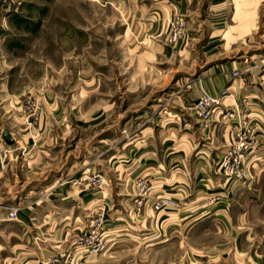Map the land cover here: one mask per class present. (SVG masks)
<instances>
[{
    "label": "rangeland",
    "instance_id": "1",
    "mask_svg": "<svg viewBox=\"0 0 264 264\" xmlns=\"http://www.w3.org/2000/svg\"><path fill=\"white\" fill-rule=\"evenodd\" d=\"M9 2L14 43L4 49L14 56L1 67L13 66V81L23 89V134L41 120L40 95L60 146L44 147L42 157L36 150L25 160L12 153L19 169L24 161L29 171L18 177L34 180L36 189H22L23 198L15 199L27 201L22 205L0 198V264H264V171L252 166L261 163L253 130L264 119V0ZM222 80L227 84L219 90ZM203 92L221 100L209 122L193 110ZM246 98L258 99L261 107ZM52 99L58 107L49 106ZM228 99L234 109L225 105ZM232 112L233 118H224ZM217 117L236 122L228 151L244 134L249 149L245 164L232 174L220 170L225 186L218 189H224L227 204L218 227L183 234L180 220L170 214L180 204L169 215L151 212L154 226L149 220L145 227L138 224V216L146 219L150 193L155 195L149 191L144 197L150 202L135 212L138 180L152 187L157 182L132 173L137 152L148 142L161 152V130L179 132L177 121L196 123L193 132L212 131ZM52 197L59 199L54 205ZM204 197L209 199L201 210L216 212L212 194L200 196L196 206ZM23 205L26 215L33 211L25 229L4 221L9 210V220L18 222ZM12 209L18 211L13 219Z\"/></svg>",
    "mask_w": 264,
    "mask_h": 264
},
{
    "label": "crops",
    "instance_id": "2",
    "mask_svg": "<svg viewBox=\"0 0 264 264\" xmlns=\"http://www.w3.org/2000/svg\"><path fill=\"white\" fill-rule=\"evenodd\" d=\"M9 1L10 0H8L9 4L6 3L0 10V198L11 199L12 201L17 202L16 204L21 203L22 205L27 201H15L16 198H23V196L21 195L23 192L22 189L31 184V188L30 190H28V193H33V190L31 189L36 188L32 185L34 180H32L31 182H25L18 177L19 172H27V169H24L26 166L24 161L20 163L19 169V165L12 161V153L19 152L18 155L21 157V159L25 160L27 159V154H31L32 152H35L37 150V154L41 155L42 157L45 148L47 149V151H49V149H51L52 147L54 150V147L56 148L60 146V135L58 131L54 132V119H52L51 122H47V118L44 117V97L40 95H36V100L39 99L41 101V120L38 125L33 126L31 130L26 129L28 133L23 134L25 128H22V125L27 123V117L22 110L21 99L23 96V89L21 85L17 86L13 81L12 76L15 75V72H13V66L8 65V68L1 67V63L3 61H10L11 56H14V54L10 50H6V45L14 43L13 39H11L12 36L10 34V28L12 25L9 22V18L12 17V6ZM5 46L6 49H4ZM22 72H24V68L20 69V76L22 75ZM226 84V80L220 81L219 90L225 88ZM236 84H238V82H235L234 85L230 87V89L235 90L234 86ZM238 88V91H241V93H245L247 90L245 89V87L242 89V87L238 86ZM41 91L42 94L43 90ZM247 93L250 95H254L256 91L254 92L252 90H248ZM47 98L45 99V101L49 100ZM254 99L252 100L253 104L255 106L257 104V106L261 107V104L259 103L260 101L258 99ZM50 102L51 105L49 106H51L52 108H54V105L58 107V101L52 99L50 100ZM234 104L235 103L230 102L229 99L225 101V105L228 109H234ZM52 111H54V109H52ZM214 120L215 121L211 125L212 127L210 126V128H212V131L207 130L210 133H208L206 129L203 130L199 127L198 129H195L196 132H193L192 126L190 125L196 124L194 122L185 125L184 123H181V121H177V123L179 124L178 128H180L179 132H177L176 128L173 127L162 129L161 133L166 135L163 138L162 151L158 152L157 154V151L154 149L153 143L148 142L146 150L137 152V154H139V161H135L132 165V173L134 171L139 172V174H141V178H148L150 180L154 179L153 182H157L155 183V185L158 183L161 184L156 185V187H160L159 191L156 190L155 185L153 184L155 194L160 195L158 194L160 192L161 194H165L162 196H171L177 201L178 204H180L178 213L171 212L170 214H174V216H176L177 219L180 220V231H182L183 234L186 235H193V233L196 235L200 234V232H203L202 230L209 227V225H211L212 228L216 225L218 227L219 222L225 216V212H222L220 209L225 208L227 204V195H225L224 189H218L222 186H225L224 184H222V181L225 179L224 177L220 176L219 164L228 151V147L230 146L232 140L231 138L234 139L235 137V135H233V127L235 126L236 122L234 123V121H228L226 124L221 123L218 117ZM263 120L264 119H261L260 121L258 120V123L256 125L257 127L255 128V130H253L254 137L256 138V140H258L257 146L259 145V147L257 148V155H259L261 163H252L253 168H255V166H259V170L262 171H264ZM169 124H172V122L170 121ZM6 128L9 129V132L15 141V144L12 146L7 145L2 138L4 129ZM150 135L149 137H151ZM192 155L194 156L193 160L191 159ZM8 157H10V159H8ZM217 157L218 161H216ZM144 158H146V160L141 163V160H143ZM30 166L31 165L28 164V170H30ZM14 169H18L16 170L17 172H14ZM51 171H53V169H51ZM27 173H29V171ZM145 174L147 175L143 177V175ZM206 186V193H197L198 189H202ZM192 189L195 197H193L194 195L190 196V194H192ZM5 193H7V196H4ZM201 194H206L208 196L212 194V198L214 197L215 200V207L217 209L216 212L212 211L213 213L210 214L206 210H201V206L205 207L204 201L209 199H206L205 197L202 198L204 200H201L204 202V204L202 203V205L198 206L200 207V209H197L198 207L196 205L200 203L197 200L198 198H200V196H202ZM25 197H27V194H25ZM52 198L53 201L51 203L52 205H54V201H58L59 199L55 197ZM16 204H6V207L9 208ZM25 208L26 207L23 205V208L17 215L19 218L18 222L9 220V210L6 211L4 209V214L6 215V217H4V221L14 222L12 223L13 225L17 227H23L25 229L27 226V223L25 222L28 219L27 216L30 217V214L33 213V211L28 212L26 215ZM151 212L153 211L147 207L144 213V217L146 216V219H142L141 221H139L141 216H138V224L140 222H143L144 224L142 226L145 227L147 220H149L148 223L150 222L151 226H154L155 221H150V218L152 217ZM160 214L164 215L163 213ZM165 215L169 214L165 212ZM248 215V213H245L243 215L245 224L246 222H248L247 226L249 225ZM188 226H190V228ZM148 231H151L149 226ZM180 231L179 234L181 235L182 232ZM145 239L147 240V242H151L153 238L147 237Z\"/></svg>",
    "mask_w": 264,
    "mask_h": 264
},
{
    "label": "built area",
    "instance_id": "3",
    "mask_svg": "<svg viewBox=\"0 0 264 264\" xmlns=\"http://www.w3.org/2000/svg\"><path fill=\"white\" fill-rule=\"evenodd\" d=\"M5 0H0V10H1V6H2V2ZM236 75V73L234 74ZM221 102V100L218 98H213L211 97L207 92H203V94L200 96L198 102L196 103V105L194 106V112L197 115V117H199L200 119H202V121H210L217 108L214 107L215 104H219ZM244 102H252V100H249L246 98L244 100ZM236 113L232 112V113H227V115L224 116L225 119L229 118H233L234 115ZM246 135L244 134L243 137H240V141L237 142V144L232 147V149H230L228 151V153L224 156L223 160L220 162V167L219 169L222 172H227L228 174H232L237 168H239V166L243 163L245 164L247 156H245L244 152H248V144H246ZM138 184H137V197H136V204H137V213H140V211L142 210L141 207L143 205H145V207L147 206V204L150 202V200H145V197L147 195V193L151 190L154 191V187L149 186L145 180L141 179L138 180ZM151 197V203L149 206V208L152 209V211H154L155 213H162V212H167L170 210H173L176 208L177 206V201L175 199H172L169 196H162V195H152V193H150L149 195ZM149 199V198H148ZM13 212H11L10 214V218L13 219V217H15L17 215V210L12 209ZM99 249H97L96 251H98Z\"/></svg>",
    "mask_w": 264,
    "mask_h": 264
},
{
    "label": "water",
    "instance_id": "4",
    "mask_svg": "<svg viewBox=\"0 0 264 264\" xmlns=\"http://www.w3.org/2000/svg\"><path fill=\"white\" fill-rule=\"evenodd\" d=\"M3 140L5 141V143L9 146H12L15 144L14 139L12 138L9 129H4L3 135H2Z\"/></svg>",
    "mask_w": 264,
    "mask_h": 264
},
{
    "label": "bare ground",
    "instance_id": "5",
    "mask_svg": "<svg viewBox=\"0 0 264 264\" xmlns=\"http://www.w3.org/2000/svg\"><path fill=\"white\" fill-rule=\"evenodd\" d=\"M217 69V68H216ZM215 70V69H214ZM212 73V72H211Z\"/></svg>",
    "mask_w": 264,
    "mask_h": 264
}]
</instances>
